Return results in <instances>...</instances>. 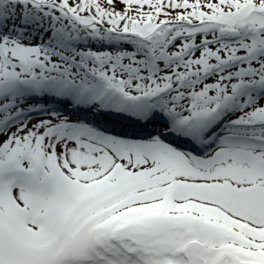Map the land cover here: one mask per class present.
I'll return each mask as SVG.
<instances>
[{
	"label": "snow or ice",
	"instance_id": "obj_1",
	"mask_svg": "<svg viewBox=\"0 0 264 264\" xmlns=\"http://www.w3.org/2000/svg\"><path fill=\"white\" fill-rule=\"evenodd\" d=\"M0 264H264V0H0Z\"/></svg>",
	"mask_w": 264,
	"mask_h": 264
}]
</instances>
